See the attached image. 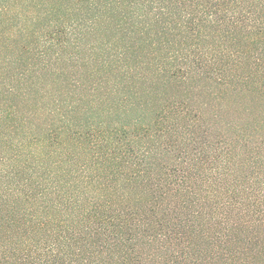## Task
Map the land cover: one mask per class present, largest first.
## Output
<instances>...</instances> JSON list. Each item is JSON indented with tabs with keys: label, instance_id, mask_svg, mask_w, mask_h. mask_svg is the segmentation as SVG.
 Listing matches in <instances>:
<instances>
[{
	"label": "trees",
	"instance_id": "16d2710c",
	"mask_svg": "<svg viewBox=\"0 0 264 264\" xmlns=\"http://www.w3.org/2000/svg\"><path fill=\"white\" fill-rule=\"evenodd\" d=\"M92 7L96 17H85ZM101 17L108 22L96 25ZM112 20L125 42L151 51L169 30L183 42L201 28L216 32L222 67L248 57L251 74H218L214 63L190 58L168 60L163 82L185 80L194 65L209 73L197 80L235 85L264 103V0H0V51L11 50L0 58V264H264V140L230 165L235 148L208 140L204 117L182 101L160 103L144 124L122 122L123 112L103 103L96 114H76L85 96L73 93L82 83L75 65L92 60L75 49L99 27L111 34ZM30 21L44 23L30 32ZM28 34L31 47L18 41ZM67 47L74 52L63 54ZM127 70L130 80L145 79ZM50 80L64 89H47ZM149 135L165 162L153 165L158 157L139 145ZM236 144L234 157L243 156ZM205 161L215 165L200 167Z\"/></svg>",
	"mask_w": 264,
	"mask_h": 264
},
{
	"label": "rangeland",
	"instance_id": "374dc122",
	"mask_svg": "<svg viewBox=\"0 0 264 264\" xmlns=\"http://www.w3.org/2000/svg\"><path fill=\"white\" fill-rule=\"evenodd\" d=\"M77 3L78 1H76L75 9L78 6ZM60 4L62 6L64 1ZM81 9L85 11L86 8ZM97 13L98 10L92 7L84 16L96 17ZM113 13L114 11L110 15H113ZM70 15L72 16V12H70ZM41 16L43 15H40V17ZM43 20L45 19L43 18ZM97 20L98 22L96 25L102 23L106 24L108 22L103 21L106 20L104 17L96 18V21ZM5 21L7 20L5 19ZM120 21L124 25L125 20L120 19ZM43 23L44 22L30 21L27 31L31 32V30H38ZM7 25L11 29L19 27L16 25L13 26L14 21L9 22ZM109 29L111 30V34H109L110 31L104 32L102 28L99 27L100 31L98 33L88 35V37L85 38L86 41L83 42L80 48L75 49L77 58L82 60L88 58V60H92V63L88 66L75 65V77L82 83H78L73 88V93L76 98H78L79 95L85 96L84 99L82 97L83 100L81 101V105H85V107L76 109L77 115H79V113L81 115L83 109L87 108L91 114H96V110L99 109L101 107L100 104L103 103L107 105L110 111L115 115L117 111L118 113L123 112L119 117L122 122H128L125 118L139 116L138 121L144 124L151 120L153 109L159 106L160 103L167 100L182 101L186 103L187 106L200 111V114L204 117V119L202 118V129L206 131V135L209 137L208 140H211L213 144L215 140L218 142L227 140L229 146L235 148L231 152H228L230 155L229 158L225 157L226 160H229L230 165H232L234 160L248 158L249 155L246 157L245 154L246 151L249 150V147L253 148L259 145L261 140H264V103L257 101L253 96L247 93L246 90L234 88L235 85L229 87L226 84L217 85L211 82L207 83L206 81L197 80L195 74L200 73L201 76L205 77L204 72L206 71L205 69L198 70L194 65H192L190 69L187 68L186 72L188 78L185 80L177 79L170 84H166L161 78L160 74L164 70L168 60L173 64L179 61L184 63L190 58L200 60L207 65L214 63L212 68L214 72H218V74L221 72L220 68L226 75L230 76L242 77L251 74L255 69L248 65V61H246L248 57H239V59H246L242 60L243 62L241 63H230L222 67L224 62H220V60L221 58L224 59V57L220 56L219 51L221 45H223V41L216 32H212L208 28H201L198 32L193 31L191 37L187 35L190 39L183 42L186 37H180L182 32L169 30L162 36L165 46L161 47L157 45L152 49L153 51H151L139 44L132 45L130 41L125 42L123 38L124 33L117 32L114 20L109 21ZM113 32L114 40L112 37ZM120 37L124 42L120 40ZM23 38L24 37H18V41L28 42L32 39L30 34L26 36L25 40ZM28 43H30L31 47L32 42L30 41ZM93 45L96 49L92 51ZM250 48H254V46ZM250 48L248 47L247 51H249ZM10 51H8V49L0 51V58L10 59ZM70 51L74 52L72 48L67 47L66 49H62L61 52L66 54ZM89 52H94V55L92 54V56L89 57ZM228 58H230L229 61L237 59L236 57ZM68 66L69 64H67L66 68ZM129 66L135 67V73L132 77L138 75L139 79L144 77L145 79L138 82L130 80L127 77V68ZM62 67L65 68V64L57 63V68L62 69ZM48 71L50 72V70ZM49 72L48 77L53 75L52 72ZM206 75H209V73L206 72ZM52 81L55 80L47 82V89H64L62 84H55V82ZM108 88L114 89L116 98L114 93L111 94L110 92H106ZM89 89H93L94 91L99 90V93H105L104 101H100L99 98L96 97V100L93 99L94 96L91 95L93 92H90ZM138 93L141 97H139ZM94 94L98 95L97 93ZM92 101H96V103ZM94 106H98V108ZM144 107L148 108V110L143 112L142 109ZM139 129L140 127L138 130ZM196 129L197 133L200 135L201 129H199V127ZM139 133L140 132H138V134ZM169 134L174 138L178 136L177 131ZM179 137L177 143H182L184 141L182 137H189V134L185 133ZM211 137L215 139L212 140ZM138 142H141L139 145L142 149L148 151L147 153L151 154L153 159L158 157V161L154 162L153 160V165L162 161L165 162L168 158V154L159 153V151L158 153L160 156L156 155L158 153L154 145H152L155 144L156 138L153 136L149 135V139H147V137L139 138ZM236 143H241L243 148L242 151L244 152L243 156L234 157V153L241 147ZM221 145L222 144H218L219 147H221ZM214 146H216V143ZM242 151L240 150V152ZM261 153L263 154L262 150ZM262 156L263 155H261V157ZM261 157L259 158L261 159ZM214 165L213 162L209 163V161H205L203 164H200V167L207 168L208 170L212 169ZM241 170L245 171L244 167Z\"/></svg>",
	"mask_w": 264,
	"mask_h": 264
}]
</instances>
